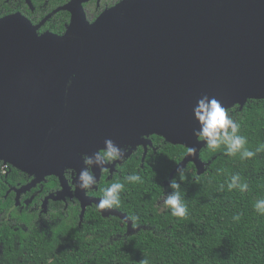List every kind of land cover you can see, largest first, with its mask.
Returning a JSON list of instances; mask_svg holds the SVG:
<instances>
[{"label":"water","instance_id":"1","mask_svg":"<svg viewBox=\"0 0 264 264\" xmlns=\"http://www.w3.org/2000/svg\"><path fill=\"white\" fill-rule=\"evenodd\" d=\"M117 12L94 24L74 16L62 37L39 36L21 16L0 20V161L35 177L18 200L52 176L61 189L44 211L72 196L65 169L79 173L81 154L107 138L146 149L162 137L188 149L170 179L190 164L201 176L209 163L192 134L197 99L228 109L264 100V0H136L128 14ZM75 192L83 221L99 200ZM99 211L132 230L126 214Z\"/></svg>","mask_w":264,"mask_h":264},{"label":"trees","instance_id":"2","mask_svg":"<svg viewBox=\"0 0 264 264\" xmlns=\"http://www.w3.org/2000/svg\"><path fill=\"white\" fill-rule=\"evenodd\" d=\"M230 112L240 123V134L248 138L250 150L264 144V100ZM186 152L183 146L169 145L167 150L148 154L143 168L134 156L121 166V176L100 185L103 196L112 182L124 183L121 202L115 207L128 218H139L130 219L133 231L92 209L80 225L78 207L63 211L56 204L50 215L41 218L37 214L8 217L13 201L5 198L6 187L0 184V264H264V216L253 211L255 200L264 198V152L241 161L238 155L227 157L223 150L204 148L201 159L209 163L207 172L198 176L193 164L185 170L182 195L188 216L180 220L169 208H158L157 202L171 191L170 174ZM136 173L143 182L129 184L125 178ZM235 173L246 179L247 193L227 190ZM49 182L58 186L55 178ZM238 213L241 219L234 221Z\"/></svg>","mask_w":264,"mask_h":264},{"label":"flooded vegetation","instance_id":"3","mask_svg":"<svg viewBox=\"0 0 264 264\" xmlns=\"http://www.w3.org/2000/svg\"><path fill=\"white\" fill-rule=\"evenodd\" d=\"M133 1L136 0H0V20L12 16H21L32 24L39 36L52 34L62 37L66 34L74 16H83L87 22L94 24L99 18L106 14H111L112 12L118 11L120 16L128 14V12L132 9ZM255 101L258 100H249L246 105ZM231 109H238L241 111V107L238 105ZM150 139L152 140L153 145L147 146L146 149L143 145L136 146L133 149L131 147H123L126 149V152H129V150L132 149V155L129 158L125 157V160L121 163L112 165L107 173L97 171L96 175L100 178V181L98 182L96 190L86 192V195L92 199L100 200L102 198L99 190L100 185L112 181L116 176H121L120 168L125 162L135 156L136 159L141 160L140 167L143 168L146 160L145 158L143 162L145 152H147V155L151 152L157 154L159 150H167V147L172 145L166 142V140L162 137L157 138L156 136H151ZM77 175V171L74 170L71 180L66 177L71 187L72 196H67L65 200L62 201H54L52 199L49 200L47 209L44 211L43 204L45 200L49 198L51 194H54L61 189L59 180L53 176L48 177L45 182L39 184L37 187L31 189L30 191L23 192L19 196L18 200V191L23 187L30 185L34 181L35 177L19 171L11 164H5L0 161V184H3V187H6L5 198L10 196L13 201V207L8 212V217H11L12 215L15 217H21L22 215L27 214L29 215L28 217L31 218L37 214V216L41 218L42 216L50 215L53 205L56 204L61 205L63 211H67L70 206L78 207L80 211L79 223L81 225L83 208L81 201H79L75 194V179ZM51 178H55L58 186H50L49 181ZM166 195L167 192H164L161 196V200L157 202L158 208L161 209L165 207L163 205V199ZM89 209L96 210L97 213L102 216L96 204L88 206L85 211V215ZM113 209L119 211L116 207H113ZM119 212H121V214H126L122 211ZM109 218L120 220L122 225L125 223V221L118 217L110 216Z\"/></svg>","mask_w":264,"mask_h":264},{"label":"clouds","instance_id":"4","mask_svg":"<svg viewBox=\"0 0 264 264\" xmlns=\"http://www.w3.org/2000/svg\"><path fill=\"white\" fill-rule=\"evenodd\" d=\"M192 116L197 125L192 134L198 140H203L207 149L212 151L223 150V154L227 157L238 155L241 161L253 160L258 153L264 152V144L259 145L255 150H250L247 147L248 138L240 134V123L230 110L215 97L202 95L198 98L192 109ZM125 154L126 149L110 138L105 139L103 147L91 155L81 154L84 166L76 177L75 187L83 192L95 191L98 185L96 171L107 173L109 166L125 160ZM195 154L196 148H190L189 155ZM73 172V169L68 168L65 169L64 175L71 180ZM125 179L132 185L143 182L139 173L130 174ZM185 179L184 168L178 167L176 176L168 180V187L171 191L167 192L163 199V205L171 210V215L180 220H184L188 216V206L182 195V183ZM124 187V183L112 182L104 188L103 196L99 200L97 208L102 210L119 206ZM224 187L223 184L220 185L221 190ZM227 190L229 192L237 190L244 194L248 192L249 185L246 179L242 178L239 173H235L227 183ZM253 211L258 216H264V198L255 200ZM129 219L135 222L139 218L132 216ZM232 219L239 221L241 214L234 215ZM142 264H147V261H143Z\"/></svg>","mask_w":264,"mask_h":264}]
</instances>
